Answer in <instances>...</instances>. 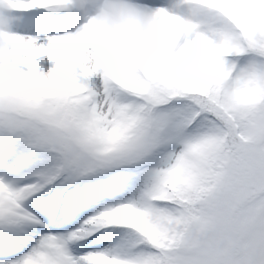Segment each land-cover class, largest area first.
<instances>
[{
    "label": "snow or ice",
    "instance_id": "6c2138e0",
    "mask_svg": "<svg viewBox=\"0 0 264 264\" xmlns=\"http://www.w3.org/2000/svg\"><path fill=\"white\" fill-rule=\"evenodd\" d=\"M136 7L143 55L91 24L9 37L0 264H264V0Z\"/></svg>",
    "mask_w": 264,
    "mask_h": 264
},
{
    "label": "clouds",
    "instance_id": "9594fccd",
    "mask_svg": "<svg viewBox=\"0 0 264 264\" xmlns=\"http://www.w3.org/2000/svg\"><path fill=\"white\" fill-rule=\"evenodd\" d=\"M79 10L85 24H91L97 35L115 47L131 49L143 55L161 39L160 26L153 17L138 12L133 0H68L64 7ZM13 9L7 0H0V56L9 48L8 39L15 19L9 15ZM0 110H7L0 102Z\"/></svg>",
    "mask_w": 264,
    "mask_h": 264
},
{
    "label": "rangeland",
    "instance_id": "374dc122",
    "mask_svg": "<svg viewBox=\"0 0 264 264\" xmlns=\"http://www.w3.org/2000/svg\"><path fill=\"white\" fill-rule=\"evenodd\" d=\"M135 5H139L143 3V0H133ZM45 13H51L59 16L60 14H65V22L59 21L61 23L50 25L47 29H38L37 32L35 30L32 31H21V30H13L12 32H17V35H21L24 37H31L34 39L36 46H46L48 43V38L52 36H59L68 33H75L79 29L82 28L85 21L82 19L79 10L73 7H48L45 8ZM41 63V70L47 72L51 67L54 66V61L48 59L47 56H42L38 58Z\"/></svg>",
    "mask_w": 264,
    "mask_h": 264
},
{
    "label": "trees",
    "instance_id": "16d2710c",
    "mask_svg": "<svg viewBox=\"0 0 264 264\" xmlns=\"http://www.w3.org/2000/svg\"><path fill=\"white\" fill-rule=\"evenodd\" d=\"M9 15H11V16H13V17L15 18V19L13 20V22H15L13 25H15L16 27H17V24H16V23H18V24H21V23L28 24V23H30V20H31V19H27V18L21 17V16L19 15V13H15L14 10H11V11L9 12ZM13 22H12V23H13Z\"/></svg>",
    "mask_w": 264,
    "mask_h": 264
}]
</instances>
